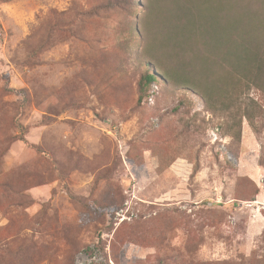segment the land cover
Segmentation results:
<instances>
[{
  "label": "rangeland",
  "instance_id": "rangeland-1",
  "mask_svg": "<svg viewBox=\"0 0 264 264\" xmlns=\"http://www.w3.org/2000/svg\"><path fill=\"white\" fill-rule=\"evenodd\" d=\"M257 34L264 0H0V264H264Z\"/></svg>",
  "mask_w": 264,
  "mask_h": 264
},
{
  "label": "trees",
  "instance_id": "trees-1",
  "mask_svg": "<svg viewBox=\"0 0 264 264\" xmlns=\"http://www.w3.org/2000/svg\"><path fill=\"white\" fill-rule=\"evenodd\" d=\"M260 32L263 31L260 30ZM237 49L239 50L236 52L239 60V67H237L241 70L242 76L247 81L254 82L264 79V37H261L259 34L255 36L251 35L250 39L243 37L239 46L237 45ZM157 81L159 82V79L156 74L154 72L148 73L146 70V73L139 82L141 91L139 100L148 96L147 90L152 83H158Z\"/></svg>",
  "mask_w": 264,
  "mask_h": 264
}]
</instances>
